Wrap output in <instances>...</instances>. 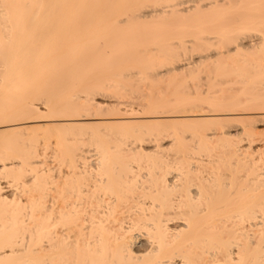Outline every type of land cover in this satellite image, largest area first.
Masks as SVG:
<instances>
[{
    "label": "bare ground",
    "instance_id": "6f19581e",
    "mask_svg": "<svg viewBox=\"0 0 264 264\" xmlns=\"http://www.w3.org/2000/svg\"><path fill=\"white\" fill-rule=\"evenodd\" d=\"M260 112L264 0H0V264H264Z\"/></svg>",
    "mask_w": 264,
    "mask_h": 264
},
{
    "label": "rangeland",
    "instance_id": "374dc122",
    "mask_svg": "<svg viewBox=\"0 0 264 264\" xmlns=\"http://www.w3.org/2000/svg\"><path fill=\"white\" fill-rule=\"evenodd\" d=\"M260 113H261V114H264L263 112H260ZM260 113H259V114H260ZM255 115H258V114H256V112H255ZM237 116H240V115H237ZM263 118H264V116H263ZM260 119H262V118H260ZM263 120H264V119H263ZM263 120H262V121L259 120V119H258V120H254L253 124H254V126H255V132H264V121H263ZM259 122H260V123H259ZM233 123H234V122H233ZM233 123H232V124H233ZM236 123L239 124V122H236ZM236 123H235V124H236ZM255 123H256V124H255ZM231 126H232V125H231ZM233 126H235V125H233ZM237 127H238V126H235V128H234V127H232V128H234V129H233L234 131H235V130H236V131H239L240 129L238 128V129H239V130H238ZM239 127H240V125H239Z\"/></svg>",
    "mask_w": 264,
    "mask_h": 264
}]
</instances>
